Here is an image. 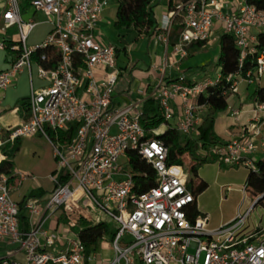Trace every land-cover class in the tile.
Here are the masks:
<instances>
[{"label":"built area","instance_id":"built-area-1","mask_svg":"<svg viewBox=\"0 0 264 264\" xmlns=\"http://www.w3.org/2000/svg\"><path fill=\"white\" fill-rule=\"evenodd\" d=\"M4 1L2 27L15 28L18 38L12 47L16 59L7 71L0 72V91L24 69L31 79L34 64L36 77L47 85L31 90L25 122L5 132L0 130V163L6 158L2 151L6 144L39 136L51 144L56 167L48 176L54 184L48 199H30L25 204L28 230L20 226L19 207L11 199L8 176L0 174V242L17 248L0 259V264H83L85 248L77 237L67 238L64 250L52 252L61 237L46 229L45 223L58 211L69 216L70 229L78 217L105 229L114 251L109 264H264V226L244 232L247 214L216 230L207 228L206 215L199 214L192 221L188 214L194 196L183 167L168 163V148L161 140L146 138L149 133L157 134V129L145 130L139 123L145 100L115 105L119 77L116 49L95 35L101 13L113 0L32 1L31 9L44 15L51 25L46 39L34 47L27 45V38L36 23L22 19L21 0ZM248 1L187 0L162 17L156 37L167 47L173 20L180 17L183 30L173 51L184 58L185 46L207 41L218 22L223 33L235 38L239 65L246 58L255 64L254 71L225 79L231 96L237 92L238 80L251 84L264 74V49L257 46V35L264 32V10ZM38 50H50L57 56L53 69L33 61ZM41 60H46L45 54ZM202 76L189 84L184 77L166 83L161 78L155 85V100L163 116L159 128H171L169 122L175 116L171 103L178 100L180 116L172 128L195 141L197 148L205 147L204 154L198 156H211L229 168H252L248 155L255 151L254 137L214 146L200 143L198 129L204 108L196 100L220 79L218 73L214 78ZM255 107L264 113V102H256ZM229 110L237 119L238 110ZM252 128L258 136V128ZM128 153L154 171L152 185L142 189L129 170ZM124 157L126 168L120 164ZM142 181L147 183L146 173ZM126 237L131 241L121 246ZM17 253L23 256L21 262L10 259Z\"/></svg>","mask_w":264,"mask_h":264},{"label":"crops","instance_id":"crops-1","mask_svg":"<svg viewBox=\"0 0 264 264\" xmlns=\"http://www.w3.org/2000/svg\"><path fill=\"white\" fill-rule=\"evenodd\" d=\"M111 3L114 2L111 1L110 4ZM109 6L103 10L99 17L95 35L98 36L103 44L113 45L116 49V67L119 70V77L115 86V105L120 106L140 100L146 101L149 98L155 99V85L159 83L161 78H164L163 83H166L176 80L178 77H184L187 81H191L201 78L202 75L209 76L205 69H203L201 73H191L189 68L191 61L194 66H202L210 57L216 55L217 61L215 67L217 69L214 73L215 75L209 77L214 78L218 73L219 46L216 53L214 48L215 43L219 41V36L222 34V29L218 22H216L212 28L206 45L203 47L201 53H194L193 51L195 48H189L191 44H194L191 43L185 46L186 56L181 58L174 53L173 46L169 44L165 47L154 35H137L135 31L115 30L114 20L116 10L113 20L110 23L106 22L105 13ZM4 7L5 1L0 0V18ZM170 11L171 7L169 8V0L157 1L153 8V15L156 22L160 23L162 17ZM21 17L24 21L31 20L36 23L35 27L28 35L27 45H29V47L40 45L51 31V25L46 17L40 12L31 9V7H28L24 12L21 11ZM11 29L12 28L4 30L0 19V72L7 71L17 57V52L12 49L17 38L16 34H11ZM177 42L174 45H176ZM190 52H193V54L190 55ZM121 54L124 56V66L117 65ZM198 56H201L202 60H200ZM33 61L36 62L34 59ZM46 85L47 83L44 80H40L36 77V65L34 64L32 66L31 79L29 71L24 69L13 78L11 85L7 89L0 91V130L2 132L16 127L28 119L24 108L21 106V101L29 98L31 90L39 91L45 88ZM251 85H253V83L247 84L238 80L237 92L229 97L227 101V110L224 111V116L220 118V120L216 119V123L219 121L220 124L218 126L216 124L215 126L218 127V131L222 134V137H218L220 144L228 143L235 139H248L254 137L255 151L248 155V159L252 162H256L264 160V146L261 145V139L264 138V113L256 111L255 103L258 101L256 96L250 93ZM171 104L175 110V116L172 120L173 124L169 122V125L172 127L180 116V106L178 100H174ZM229 108L238 110L239 115L237 119L230 115ZM218 115H220V113H218L217 116ZM254 125L259 130L258 136H254V129L252 128ZM20 175L21 174H16L14 172L13 166L10 175L12 180L9 184L10 196L19 207L21 228L28 230L29 222L28 211L25 208L26 202L30 199H38L40 201L47 200L54 186L50 189L48 196L42 199L41 197L33 195V190H36L34 189L35 187L26 184L29 176L26 175L24 179H21ZM64 217H66V215L62 211L56 212L52 218L45 223V228L55 231L59 236L61 232H65L69 235L71 233L73 236H66V238L76 237L75 232L68 227V224H65L63 220ZM105 241L106 240H103L102 250ZM65 247L66 242L61 238V243L58 244L52 252L57 254L64 250ZM16 249V246L0 242V259L7 258L11 255L12 251ZM102 250L100 253L92 254L87 259H84L83 264H104L110 259L111 255L114 257V252L109 254L106 251L103 253ZM98 256L101 257L98 258ZM22 258L23 256L21 253H17L10 257L11 260L18 262H21Z\"/></svg>","mask_w":264,"mask_h":264},{"label":"trees","instance_id":"trees-1","mask_svg":"<svg viewBox=\"0 0 264 264\" xmlns=\"http://www.w3.org/2000/svg\"><path fill=\"white\" fill-rule=\"evenodd\" d=\"M34 0H21V11L30 7ZM159 0H113L116 4V13L114 20V29L117 31H135L137 35H145L155 37L160 33L158 30L159 23L156 22L153 15V8ZM187 0H169V8L185 2ZM250 4L256 9L264 10V0H249ZM183 25L181 18L177 17L173 20L169 33V44L174 46L177 42ZM258 47L264 49V32L257 35ZM206 41L196 42L191 44L189 48H195L194 53L198 54L203 51ZM218 74L220 76L218 84L206 88L203 95H200L196 103L203 106L202 123L198 129V139L206 146H214L220 144L219 138L213 133V124L218 113L227 110V101L230 96L229 87L225 79L229 76L243 75L248 71H254L255 64L251 58H246L242 65H239V51L236 48L235 38L232 35L222 34L218 41ZM9 47V44H8ZM190 52V55L193 54ZM41 54H45L46 60H41ZM33 59L44 69H53L56 66L57 56L50 50H38L35 52ZM189 84L190 81H187ZM256 96L259 103L264 102V88H257L252 94ZM21 106L24 108L27 116L29 109V100L21 101ZM163 122V116L156 104L154 98L147 99L142 106V116L139 123L145 130L158 129ZM146 138H155L161 140L168 148V163L183 165L184 157L188 156L195 163L191 165V171L196 175L197 168L207 161L206 157H200L196 154V142L190 139H185L178 133L175 128L164 129L160 134H147ZM19 150V140L12 144H6L2 151L6 156L5 160L0 163V174L8 176V184L12 178L10 177L13 170L12 158ZM129 170L133 177L140 182L144 187L152 185L154 182V171L147 165L139 162L136 155L128 153ZM249 174L244 186L245 193H249L253 200L261 199L254 205L264 209V160L253 162L252 168H245ZM147 174V183L142 181L143 174ZM187 187L192 191L194 203L189 209V218L194 221L198 215L197 197H199L206 189L207 184L203 180H198L195 187H192L187 182ZM20 212V210H19ZM69 216L64 217L65 224H69ZM75 232L76 237L84 245L85 259L92 254H98L102 250L103 240H106L105 229L98 225L92 226L84 221L82 217L75 219V226L71 228Z\"/></svg>","mask_w":264,"mask_h":264},{"label":"rangeland","instance_id":"rangeland-1","mask_svg":"<svg viewBox=\"0 0 264 264\" xmlns=\"http://www.w3.org/2000/svg\"><path fill=\"white\" fill-rule=\"evenodd\" d=\"M116 10V5L111 3L108 10L105 13L106 22L110 23L114 18V13ZM11 34H16V29H11ZM29 46V45H28ZM215 53L218 50V42L214 45ZM213 49V48H212ZM215 55V54H214ZM202 60L201 56H198ZM204 57V56H203ZM216 55L209 58L208 61L202 66H194L192 61L189 64L191 73H201L203 69L206 73L213 77L216 71ZM125 60L123 54L120 56L118 66H124ZM203 77V76H202ZM264 87V75L260 77L258 81H254L253 85L250 86V93H254L257 88ZM136 113L134 112L132 116ZM224 112H220V115H216L213 124V133L217 137H222L220 131H218L217 126L220 124L216 119L222 118ZM173 124V121H170ZM164 128H159L156 133L160 134ZM200 143L204 145L201 141ZM196 154H204L205 147L197 148ZM14 172L16 174L28 175L26 184L35 187L33 190V195L43 198L48 196L50 189L54 184L48 179V176L55 171V161L53 158V148L51 144L42 137H27L19 139V150L11 159ZM195 163L194 160L190 159L188 156L184 157L183 160V173L186 177V181L192 187H195L197 181L202 179L207 184V189L198 197L197 207L200 216H207L209 230H216L218 228L227 226L238 216H244L247 214L245 231H253L257 226H264V209L260 206H254L255 200L252 199L249 193L243 191V187L246 184L248 177V170L243 166L229 168L224 165H220L217 161L213 160L211 156L205 163L201 164L197 168L196 175L191 171V165ZM120 164L122 167L126 168V159L121 158ZM42 187V188H41ZM233 217V218H232ZM232 218L231 220H229ZM99 223H103L102 219H99ZM106 226L107 224L104 223ZM61 238L66 242V236L73 237L70 233L65 232L60 233ZM131 239L126 237L125 240L120 241L121 246H125L129 243ZM108 252L112 254L113 248L111 243L106 239L103 244L102 252ZM1 255V254H0ZM101 256H98L100 258ZM113 256L105 262L109 264L112 261ZM104 263V264H105Z\"/></svg>","mask_w":264,"mask_h":264},{"label":"water","instance_id":"water-1","mask_svg":"<svg viewBox=\"0 0 264 264\" xmlns=\"http://www.w3.org/2000/svg\"><path fill=\"white\" fill-rule=\"evenodd\" d=\"M261 199V197L260 198H258L256 201H255V203H254V205L259 201Z\"/></svg>","mask_w":264,"mask_h":264}]
</instances>
